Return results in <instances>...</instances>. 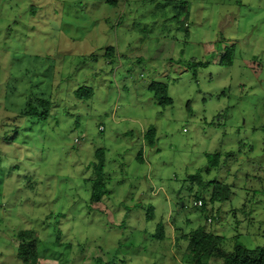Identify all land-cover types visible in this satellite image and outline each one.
<instances>
[{"label": "clouds", "instance_id": "obj_1", "mask_svg": "<svg viewBox=\"0 0 264 264\" xmlns=\"http://www.w3.org/2000/svg\"><path fill=\"white\" fill-rule=\"evenodd\" d=\"M0 183V264H264V0H0Z\"/></svg>", "mask_w": 264, "mask_h": 264}, {"label": "trees", "instance_id": "obj_2", "mask_svg": "<svg viewBox=\"0 0 264 264\" xmlns=\"http://www.w3.org/2000/svg\"><path fill=\"white\" fill-rule=\"evenodd\" d=\"M99 191H103V188L101 187L100 189H99ZM237 247H241V248H243L244 247V245H237ZM248 253H249V255H248V257L247 258H249V259H252V260H259V259H261V253L260 252H258L256 249H248ZM240 257H244V253H239L238 254ZM232 259H233V261H235L236 260V257L235 256H233L232 257ZM240 264H243V259H241V261H240Z\"/></svg>", "mask_w": 264, "mask_h": 264}, {"label": "rangeland", "instance_id": "obj_3", "mask_svg": "<svg viewBox=\"0 0 264 264\" xmlns=\"http://www.w3.org/2000/svg\"><path fill=\"white\" fill-rule=\"evenodd\" d=\"M165 11H167V9H161L160 10V12L161 13H163V12H165ZM174 11H175V9H174ZM177 14H179V13H177ZM154 19V18H153ZM148 21H145V23H147ZM41 110H43V109H41ZM2 189H3V185H2V183H0V193H2ZM249 249H255V248H249Z\"/></svg>", "mask_w": 264, "mask_h": 264}]
</instances>
